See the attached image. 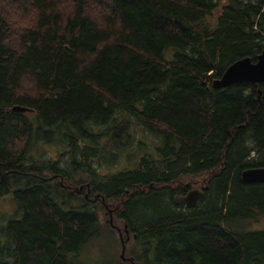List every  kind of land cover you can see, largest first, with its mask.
<instances>
[{
  "label": "trees",
  "instance_id": "16d2710c",
  "mask_svg": "<svg viewBox=\"0 0 264 264\" xmlns=\"http://www.w3.org/2000/svg\"><path fill=\"white\" fill-rule=\"evenodd\" d=\"M263 49L264 0H0V264H80L105 204L135 262L264 264V83L211 86Z\"/></svg>",
  "mask_w": 264,
  "mask_h": 264
},
{
  "label": "rangeland",
  "instance_id": "374dc122",
  "mask_svg": "<svg viewBox=\"0 0 264 264\" xmlns=\"http://www.w3.org/2000/svg\"><path fill=\"white\" fill-rule=\"evenodd\" d=\"M220 10L216 11L218 13ZM171 51H167L166 57L170 58ZM30 117H35V114L31 113L29 115ZM36 122V121H35ZM37 126V122L35 123ZM138 129V128H137ZM134 141H142L143 147L139 146L134 149L136 153V157L141 156L145 152H153L151 149L154 147L155 139L153 136H151L147 132H142L140 130L135 131ZM36 145V146H35ZM35 156H40L41 148L46 146L45 151L42 155L45 157L52 156L56 151H59L62 149V142L60 141L59 137L51 133L49 135V138L42 139L41 137L37 138V142L34 144ZM55 155V154H54ZM133 160L127 162L125 159H123L124 164H128L129 166L133 165ZM120 168L117 167L114 169V171H118ZM196 187H192L191 189H195ZM189 188V190H191ZM197 189V188H196ZM109 208L113 209V205L109 204ZM15 210V203L11 197V195H6L0 200V224L5 222L9 217H11ZM112 217V215H111ZM100 218L103 223V230L93 239L91 240L85 247L82 253V257L80 260V264H123V262L120 260V249L121 246H119V240L117 237V233L119 229L118 225H116L113 222L112 217V226L115 227V233H111L108 228L106 227L105 223H109L110 213L106 210L105 214L101 213ZM258 229H264V216H259L258 219L248 221L246 223H243L241 225L240 230L247 231V230H258ZM123 237V235H122ZM121 244V243H120ZM131 245L128 243L126 245L127 251H130Z\"/></svg>",
  "mask_w": 264,
  "mask_h": 264
},
{
  "label": "water",
  "instance_id": "95a60500",
  "mask_svg": "<svg viewBox=\"0 0 264 264\" xmlns=\"http://www.w3.org/2000/svg\"><path fill=\"white\" fill-rule=\"evenodd\" d=\"M238 83H264V49L257 55L255 60H252L249 56L239 58L232 62L221 74L220 77L215 78L211 82V86L214 89H221L228 87L233 84ZM260 93L261 91L258 90ZM13 111L26 112L28 108L23 106H14ZM241 178L245 182H264V167H251L246 168L241 172ZM81 186L77 188V192L81 190ZM87 193L85 196L87 197ZM202 190L191 189L185 195L175 196V202H180L188 207H193L196 205L198 199L202 196ZM97 198V194L94 199ZM102 201L104 199L102 198ZM107 211L110 213L109 224L112 225L111 209L108 204H105ZM116 207L115 209H118ZM126 237H122L121 231L117 228L119 233V238L121 242L120 258L123 261H128L130 264H141L140 262H135L133 258L126 256L125 248L126 241L129 239V234L126 230V225L124 226Z\"/></svg>",
  "mask_w": 264,
  "mask_h": 264
},
{
  "label": "flooded vegetation",
  "instance_id": "af4514ba",
  "mask_svg": "<svg viewBox=\"0 0 264 264\" xmlns=\"http://www.w3.org/2000/svg\"><path fill=\"white\" fill-rule=\"evenodd\" d=\"M68 190L70 191V193H73V192H72L73 189H71V190L68 189ZM74 191H75V193H77V194H81V195H83V196H84L86 199H88V200H95V199H93L94 196H95L94 194L92 195V197H91V196L89 197V195H90V186H89V184H86V188H85V190H83V189L81 188V190H80L79 192H77L76 190H74ZM188 191H189V190H188ZM188 191H187V192H188ZM86 192H88V193H87V197L85 196V193H86ZM187 192H186V193H187ZM186 193H185V194H186ZM185 194H182V195H185ZM182 195H181V196H182ZM176 203H177V202H176ZM177 204H182L183 206H186L185 204L180 203V202H178ZM186 207H187V206H186ZM114 210H115V209H114ZM116 210H119V208L116 209ZM111 215H113V209H111ZM6 221H7V220H6ZM6 221L0 224V228H1L2 225H4V224L6 223ZM131 237H132V236L129 235V239H131ZM0 239H1V235H0ZM129 239H128V240H129Z\"/></svg>",
  "mask_w": 264,
  "mask_h": 264
},
{
  "label": "bare ground",
  "instance_id": "6f19581e",
  "mask_svg": "<svg viewBox=\"0 0 264 264\" xmlns=\"http://www.w3.org/2000/svg\"><path fill=\"white\" fill-rule=\"evenodd\" d=\"M115 228V227H114Z\"/></svg>",
  "mask_w": 264,
  "mask_h": 264
}]
</instances>
